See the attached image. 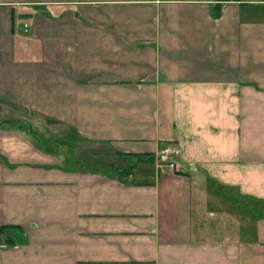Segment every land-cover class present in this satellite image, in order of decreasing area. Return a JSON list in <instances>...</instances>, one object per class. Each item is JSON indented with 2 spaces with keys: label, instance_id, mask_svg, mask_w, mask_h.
<instances>
[{
  "label": "crops",
  "instance_id": "1",
  "mask_svg": "<svg viewBox=\"0 0 264 264\" xmlns=\"http://www.w3.org/2000/svg\"><path fill=\"white\" fill-rule=\"evenodd\" d=\"M0 228V264H264V0H0Z\"/></svg>",
  "mask_w": 264,
  "mask_h": 264
},
{
  "label": "rangeland",
  "instance_id": "2",
  "mask_svg": "<svg viewBox=\"0 0 264 264\" xmlns=\"http://www.w3.org/2000/svg\"><path fill=\"white\" fill-rule=\"evenodd\" d=\"M34 129L38 133H40L43 136H45V138H48L49 142H54V141L58 142L57 139H55V138H57L58 137V133L61 132L60 129H57L56 127H53V129H51V128L47 129L44 126L43 127L36 126V127H34ZM61 141L65 142L66 143L65 146H67V148H68V152H66V148L62 147L61 154L64 155V156L68 155V156L74 157V158H81L80 165L83 168H95V169H101V170L103 168H107V169L111 168L113 170V172H115V174H116L118 169H114V168H115L116 165H118L117 158L115 159V158L106 157V156H93V151H95L94 150V146L91 143H89V142H86L85 144H82V145L80 144V148L76 149L77 145H76V142H74L75 140L73 139L72 136H69L68 139L64 138ZM46 144L49 146L47 141H46ZM212 223L213 222H210V224H212ZM217 224H220L219 220L217 221ZM220 233L217 232L215 234V236L223 237Z\"/></svg>",
  "mask_w": 264,
  "mask_h": 264
},
{
  "label": "built area",
  "instance_id": "3",
  "mask_svg": "<svg viewBox=\"0 0 264 264\" xmlns=\"http://www.w3.org/2000/svg\"><path fill=\"white\" fill-rule=\"evenodd\" d=\"M24 31L28 29V25L24 24ZM181 154V149L176 146H166L156 153V160L159 167H165L169 173H175L178 169L176 158ZM6 244H0V248H6Z\"/></svg>",
  "mask_w": 264,
  "mask_h": 264
},
{
  "label": "trees",
  "instance_id": "4",
  "mask_svg": "<svg viewBox=\"0 0 264 264\" xmlns=\"http://www.w3.org/2000/svg\"><path fill=\"white\" fill-rule=\"evenodd\" d=\"M126 170H120L116 172L117 178H121L123 175H125ZM2 230V228H0V231Z\"/></svg>",
  "mask_w": 264,
  "mask_h": 264
}]
</instances>
